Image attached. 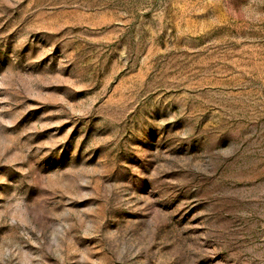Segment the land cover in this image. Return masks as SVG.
Masks as SVG:
<instances>
[{
    "label": "rangeland",
    "instance_id": "obj_1",
    "mask_svg": "<svg viewBox=\"0 0 264 264\" xmlns=\"http://www.w3.org/2000/svg\"><path fill=\"white\" fill-rule=\"evenodd\" d=\"M0 264H264V0H0Z\"/></svg>",
    "mask_w": 264,
    "mask_h": 264
}]
</instances>
